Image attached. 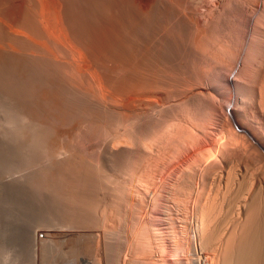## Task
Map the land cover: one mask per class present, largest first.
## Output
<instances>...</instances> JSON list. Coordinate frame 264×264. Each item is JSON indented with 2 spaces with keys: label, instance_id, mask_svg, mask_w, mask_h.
<instances>
[{
  "label": "bare ground",
  "instance_id": "1",
  "mask_svg": "<svg viewBox=\"0 0 264 264\" xmlns=\"http://www.w3.org/2000/svg\"><path fill=\"white\" fill-rule=\"evenodd\" d=\"M8 1L0 0L1 16L5 17L7 14L5 9H8ZM53 1L56 2L54 5L48 4L49 2L44 5L43 0H25L27 6L33 5L36 7L35 10L23 13L17 11V14L10 15L15 25L7 24L9 27L7 25L6 27L10 28L14 25L26 29L24 32L17 27L24 32L22 34L16 33L17 28H14L16 34L13 29V33H10L0 20V39L8 40L6 44H10L9 46L7 44L9 47L7 50L13 53L9 61L16 59L26 64L36 75L44 71L49 74L62 73L66 76L71 93L66 97L67 94L60 89L57 101H54L59 109L55 116L57 118L55 129L49 130L50 120L46 117L45 129H41L40 133H36L37 135H34L36 132L34 131L33 138L30 137L46 149L45 143L50 138V132L54 133L52 135H55L54 142L50 144L52 146L50 150L52 158L59 165L55 180L41 176L43 192L48 193L52 190L57 196L59 224L55 227L48 226L43 234L44 239L39 238L38 233L35 237L36 234L31 232V249L36 258H45L47 253L52 255L53 251L74 248L75 245L85 252L74 258L70 257L71 259L60 264H264V154L258 151L257 158L255 157L258 166L255 162V166H251L253 162L251 165L248 163L251 157L244 156L243 161V157L239 160L238 154L234 156L233 153L236 151H233L234 147L231 146L229 140L231 136L227 139L225 138L227 136L224 137L221 133L223 138H219L217 135H211V131L208 132L210 129L204 126L203 133L195 134L202 135L203 138L207 137V142L209 140L214 143L213 150L200 155L199 159L196 157L195 165L190 172L182 176V181H176V178L172 177L173 173H179L182 164L186 165L185 161L189 159L185 157L187 151L185 145L178 147L179 165L176 163L178 166L174 165L169 171L167 165L161 167L160 164L161 168L153 169L150 161H154L158 156L151 159L148 154L152 155V151L155 150L158 144L156 140L166 142L168 138L167 135L162 136L152 130L154 136L150 129L141 126V122L148 117L151 118L152 123L155 121L153 124L156 121L160 123V119L168 115L165 112L168 109L165 108L179 103L196 113L198 107L202 108L205 105L208 112L210 111L207 117L209 118L211 114L210 117L214 118V122L215 119L220 122V129L228 136L232 132V128L228 132L230 127H227L229 119H233L234 116L232 110H239L235 115L245 118L246 121L250 120L248 117L250 110L260 111L261 114L258 113L257 118L262 125L264 124V0H144V4L146 2L147 4L141 10H136L137 6L132 5V2L136 5V0H105V6L102 7L106 10L107 14H104L107 20L100 19L101 16L97 17V13H93L97 19L91 15L93 20L107 21L102 31L103 36L97 33L98 25L93 24L96 21L90 22L91 24H88V19L85 20L87 23L82 21L84 18L79 16L81 11L78 10L80 12L77 13V8L80 6L77 7V0L75 3L69 0ZM85 2L83 0V3ZM89 4L87 2L88 6ZM84 6L87 7L86 4ZM125 7H130L129 13L126 12ZM81 10L83 12V9ZM93 11L97 10L93 9ZM88 18L92 21L90 16ZM27 35L35 36L34 39L37 37L45 39L41 40L42 42H39L40 39L37 40L38 43L32 42L31 37ZM216 48L221 52L216 56H221L226 64V67L210 74L215 84L218 83V87L220 85L222 88L219 98L211 93L208 95L206 84L204 87L201 82L192 80L194 72L196 73L194 77L196 76L198 81L205 79L208 72H211L213 65L210 66V70L207 69L208 64L205 60L208 58L201 57L200 54H208L209 50L213 53ZM7 50L4 52H8ZM194 50L201 53L196 57ZM215 61L217 60L213 62ZM188 69H191V72L194 70L193 74L189 73ZM8 78L3 79L2 82L9 83ZM52 81L54 82V79ZM13 86L16 87L15 84ZM4 89L8 88L4 86ZM4 89L2 88V91ZM11 91L13 92L12 88ZM158 93L159 98L156 95ZM48 95L47 93L46 97H43L44 101L53 100L47 98ZM189 100L192 102L189 103ZM39 112L41 114V111ZM196 113L190 116L198 119L196 116L201 114L198 112L196 115ZM36 121L37 119L35 123H40ZM27 129L29 131L30 128ZM251 129L253 132L240 129L238 134H241L242 139L248 136L255 143V147L256 143L260 142L257 140L263 135L257 132L256 128ZM83 134L90 136L89 140L92 142H89V145L71 142V139L75 140L74 136L80 138ZM245 139L247 141L248 138ZM244 145L245 148V142ZM253 148L250 147V151H253ZM244 151L251 155L249 150L244 149ZM244 151L243 155H245ZM245 158L248 160L246 161ZM141 160L146 164L149 163L150 167L147 165L146 167L151 169L144 168L145 164H140ZM122 168L131 170L129 173L136 171L135 175L138 173V176H135L136 179L135 177L131 179L144 184L150 183L155 178L156 172L160 173L161 182L156 184L155 192L150 193L152 195L149 200L143 195L148 188L142 193V188L135 187L137 185L132 187L124 185L120 179L124 176H119ZM122 171L123 175L127 172ZM255 171L259 173L256 174ZM131 174L129 176L134 175ZM207 184L214 186L210 193L204 192ZM172 186L178 190L177 193L173 192L175 188L172 190ZM211 186L207 187L212 189ZM172 197L178 201L175 212H171L172 210L168 208V202ZM103 213L111 220V224H103L105 227L100 225L102 220L98 222ZM136 214L140 219L142 217L141 220L139 219L140 224L136 226L135 221L132 222L135 223L134 226L127 225L131 222L129 218L134 220ZM123 222L127 224L121 226Z\"/></svg>",
  "mask_w": 264,
  "mask_h": 264
},
{
  "label": "rangeland",
  "instance_id": "2",
  "mask_svg": "<svg viewBox=\"0 0 264 264\" xmlns=\"http://www.w3.org/2000/svg\"><path fill=\"white\" fill-rule=\"evenodd\" d=\"M41 1V0H40ZM47 1V2H46ZM53 1V0H52ZM56 1V0H55ZM69 1H72L73 3H75V1L76 0H69ZM92 1V0H91ZM138 1H139V3L141 2V4H139L138 3ZM12 2V3H11ZM20 2L22 3V4H20ZM49 2V3H48ZM84 2H85V0H84ZM87 2H88V4H89V2L90 1H86L85 3H83V0H77V13L78 12H80V14L81 13H84V14H82V15H80L79 13V16H80V18H81V16H82V18H84V19H82V21L83 22H85V23H87V21H88V24L91 22H93V21H96V20H93V16H94V14L93 13H97L96 15H97V17H99V16H101V17H99L100 19L102 18H105V20H107L106 18H107V16L105 15V14H107L106 13V10H105V8L104 7H102V6H105V0H97V1H92V2H90V4H89V6L91 7H89L88 5H87ZM93 2H96V3H93ZM17 3V4H16ZM26 5H25V4ZM47 3L48 4H51V3H53V4H51V5H54L55 3H54V1L53 2H51V0H43V4L44 5H47ZM57 3H58V1H57ZM92 3V4H91ZM136 5L134 4V2H132V5H134V6H137L136 7V10H138V9H144L145 7L144 6H146V4H147V2H146V4H144L145 2H144V0H136ZM86 4V8H84L85 5ZM96 4V5H95ZM102 4V5H101ZM17 5V6H16ZM22 5V6H21ZM93 5H94V7H93ZM138 5H142V6H138ZM14 6H16V7H14ZM23 6H24V8H23ZM50 6V5H49ZM82 6V7H81ZM14 7V8H13ZM26 7H28V8H26ZM51 7H53V6H51ZM67 8H68V10H69V6L67 5L66 6ZM89 7V8H88ZM96 7V8H95ZM140 7H142V8H140ZM5 8H6V5H5ZM7 8L9 9H5L6 10V15H5V17H4V15L3 16H1V14H0V16H1V21H2V23H3V25L5 26V29L6 30H8L10 33H13V31H12V29L14 30V28H17L18 26H16V27H14V23L11 21V19H10V15H15V14H17V11H18V13H23V12H26V11H34L35 10V6H33V5H29V6H27V3L25 2V0H9L8 1V3H7ZM20 8H21V10H20ZM70 8H71V6H70ZM102 8V9H101ZM130 7H125V10H126V12H130V10L131 9H129ZM15 9V10H14ZM81 9H83V12H82V10ZM84 9H87V10H85L84 11ZM89 9V10H88ZM93 9H95V10H97V11H93ZM103 9H104V11H103ZM127 9H129V10H127ZM9 11V13H8V11ZM78 10H80V11H78ZM99 10H101L100 12H99ZM13 11H14V13H13ZM20 11H22V12H20ZM88 11V12H87ZM92 12V13H91ZM105 13V14H104ZM89 14V16H90V18L92 19V21H90L89 20V16H86V15H88ZM137 14V13H136ZM138 14H141V13H138ZM87 17H85V16ZM91 15H93L92 17H91ZM104 15V16H103ZM106 16V17H105ZM141 16V15H140ZM97 17L96 16H94V19L96 18L97 19ZM86 19H88L87 21H85ZM99 19V20H100ZM99 20H97L95 23L93 22V24H97L98 26H97V33H98V35L99 36H103V34H104V32H102L104 29H105V25L104 24H106V22L107 21H105V22H103V20H100V22H99ZM7 22H10V23H7ZM90 23V24H91ZM7 24H9V25H11V24H14V25H12L13 27H11L10 26V28H8L9 26L7 25ZM6 25L8 26V27H6ZM103 26V28H101ZM98 27H99V30H98ZM18 28H21V27H18ZM17 28V32H16V29L14 30V33L16 32L17 34H22V33H24L25 32V30L26 29H20L21 31L23 30L24 32H21L19 29ZM101 28V29H100ZM10 29H11V31H10ZM99 31L101 32V33H99ZM19 32V33H18ZM15 33V34H16ZM28 36V35H27ZM29 38H30V40L32 41V42H37V40H39V42H42L41 40H44L45 38L43 37L42 39L41 38H39V37H37L36 39H34L35 38V36H31V35H29L28 36ZM3 40H1V44H0V83L2 82V80L3 79H7L8 77V79H10V81L9 80H7V81H9V83L8 82H2V86H0V87H2L3 89H4V86L6 87V88H8V89H6V90H8V91H6L5 89H4V91H2V88H0L1 90H0V264H55V263H58V264H60V263H63V262H65V261H68L69 259H71V258H74L75 256H78V255H81L83 252H85V250L84 249H80L79 248V244L81 243H79L78 245H76V246H78V247H75V245H74V248L72 247V248H66V249H64V250H62V251H53L52 253L54 254H52V255H50V253H47V258H46V256H44L45 258H43V257H41L40 259H37L36 258V255L33 253V251H32V249H31V240H30V234H32L31 232H34L36 235H35V237H37V233H38V237L39 238H42V239H44L45 237H43V234L45 233V229L49 226V227H55V226H57L58 224H59V213H58V206H57V196H56V194L52 191V190H50V192H48V193H46L45 191L43 192V185L41 186V180H42V178L44 177V178H47L48 177V179H51V178H53V179H51L52 181L53 180H55L56 178H57V175H55V173H56V170L59 168V165H58V163H56L55 162V160H54V158H52L53 156H52V154H51V150L50 149H52V143L54 142V136H52L54 133H51L50 132V138L48 139V142H46L45 144L47 145V147H46V149H43L42 148V145L40 144L39 145V143H37V142H35L33 139L31 140V138H33L32 136H33V133H34V131H36L35 133H34V135L36 134V133H40L41 132V129L43 130V128L45 129V127H44V120H45V118L47 117V119H49L50 120V125H49V130H51V129H55V127H56V122H57V118L55 117L56 115H57V113L59 112V109H58V105L57 104H55V102L54 101H57L56 99H57V95H59V91H60V89L62 90L61 92H63L64 94H67V95H65L66 97L67 96H70V88H68V81H67V79H66V76H64L62 73H60V72H57V73H51V74H49V72H47V71H44L43 73L42 72H40L38 75H36V73H33V71L31 70V68L29 67V66H27L26 64H24V63H22V62H19L18 60L16 61V59L14 60V63H13V60L12 61H9L10 60V57L11 56H13L12 54H11V52H10V50H7V48L9 49V44H8V46H7V44H6V42H8V40L7 39H4V38H2ZM38 43V42H37ZM1 45H3V46H1ZM51 46V45H50ZM5 49V50H4ZM211 49H214V48H211ZM8 51V52H4V51ZM217 50H219V51H217ZM197 50H194V55H196V57L198 56V54H200L201 52L199 51V52H196ZM211 51L212 50H209L208 52H210V53H208V54H204V53H201L200 55H201V57H206V58H208V59H210V60H208V59H206L205 61H206V63L208 64V65H206L208 68L207 69H211L210 68V66L212 67V65H213V68H212V70H211V72L209 71H207L208 72V74H207V76L209 77H207L206 76V78L205 79H203V80H199L198 81V79H197V77L195 76L194 77V75H196V73L194 72V70L191 72L189 69V73H191V74H193V72H194V74L192 75V80H193V82H201L200 84H202L203 86L206 84L207 85V87H206V85L204 86V87H206L207 88V91H208V95H210V93H211V95L213 94L215 97H220L219 95H220V93H221V90H222V88L220 87V85H219V87H218V83H216L215 84V82L211 79V73L212 74H214V73H216V72H218L219 70H221L222 68H224V66L226 67V64H225V60L223 61L222 60V58H221V56L220 57H217L218 55L217 54H219V52H220V49L219 48H216L215 49V51H213V53L215 54H213V53H211ZM218 53H217V52ZM8 53H9V55H8ZM221 53V52H220ZM7 55V56H6ZM11 55V56H10ZM203 55H205V56H203ZM212 55V56H211ZM217 55V56H216ZM222 55H224V54H222ZM226 55V54H225ZM4 56H5V58H4ZM214 56V57H213ZM8 57V58H7ZM215 57H217V58H215ZM12 58V57H11ZM221 59V61H220V59ZM213 59V60H212ZM219 59V60H218ZM214 60H217V61H215V62H219V63H221V64H219V63H215V62H213ZM207 61H209V62H207ZM6 62V63H5ZM16 62V63H15ZM18 62V63H17ZM209 63H211L210 65H209ZM215 63V64H214ZM223 63V64H222ZM221 65V66H220ZM3 67V68H2ZM8 67V68H7ZM30 68V69H29ZM221 68V69H220ZM217 69V70H216ZM219 69V70H218ZM20 72V73H19ZM45 72H47V73H45ZM214 72V73H213ZM19 74V75H18ZM28 74V75H27ZM29 74H30V76L32 77V79H31V77L29 76ZM42 74V75H41ZM47 75V76H46ZM51 75H52V77H51ZM54 75V76H53ZM42 76V77H41ZM50 76V77H49ZM56 76V77H55ZM4 77V78H3ZM30 77V78H29ZM59 77H60V79H59ZM65 79H64V78ZM43 79H45V80H43ZM54 79V82L52 81ZM58 79V80H57ZM16 80V81H15ZM26 80V81H25ZM36 80V81H35ZM40 80V81H39ZM48 80H50V81H48ZM60 80H61V82H60ZM66 80V81H65ZM5 81V80H4ZM47 81V82H46ZM52 81V82H51ZM203 81V82H202ZM210 81V82H209ZM13 82V83H12ZM29 82V83H28ZM42 82V83H41ZM57 82V83H56ZM208 82V83H207ZM8 83V84H7ZM20 83H22V84H20ZM39 83V84H38ZM52 83H54L53 85H51ZM66 83V84H65ZM4 84V85H3ZM12 84V85H11ZM13 84H15V86L16 87H14L13 86ZM49 84V85H48ZM64 84V85H63ZM209 84V85H208ZM9 87H8V86ZM28 85V86H27ZM29 85H31V86H29ZM44 85V86H43ZM50 85H51V88H50ZM59 87H58V86ZM14 88H13V87ZM26 86V87H25ZM34 86H35V88H34ZM43 86V87H42ZM49 86V87H48ZM60 86H62V88H60ZM66 86V87H65ZM28 87V88H27ZM53 87H55V88H53ZM11 88L13 89V92L11 91ZM19 88V89H18ZM49 88H50V90L52 91H50L49 90ZM59 88V89H58ZM64 88V89H63ZM216 88V89H215ZM217 88H219L218 90H217ZM221 88V89H220ZM16 89H17V91H16ZM27 89V90H26ZM33 89V90H32ZM43 89H45V90H43ZM56 89V90H55ZM32 90V91H31ZM43 90V91H42ZM55 90V91H54ZM220 90V91H219ZM16 91V92H15ZM20 91H21V93H20ZM39 91V92H38ZM49 91V92H48ZM68 91V92H67ZM10 94L9 96H8V93ZM19 93V95H18V93ZM28 92V93H27ZM33 92V93H32ZM37 92V93H36ZM43 94H42V93ZM50 95V93L52 94V95H48L47 96V98H50L52 101H50V100H48V101H44L43 100V97H46V94L47 93ZM58 94H57V93ZM65 92H67V93H65ZM7 93V94H6ZM11 93H14V94H16L15 96L14 95H12ZM30 93H31V95H30ZM33 94V95H32ZM55 94H56V96H55ZM64 94H63V96H64ZM29 95V96H28ZM37 95V96H36ZM54 95V96H53ZM156 95H158L157 96V98H159V93L158 94H156ZM217 95V96H216ZM41 96V97H40ZM51 96H53V97H51ZM3 97V98H2ZM11 97V98H10ZM8 98V99H7ZM33 98V99H32ZM4 99V100H3ZM21 99V100H20ZM26 101H25V100ZM41 99H42V101H41ZM55 99V100H54ZM4 101V103H3V101ZM23 100V101H22ZM38 101H40V102H38ZM197 101V100H196ZM202 101V100H201ZM8 104H6V103ZM29 104H28V103ZM39 104H38V103ZM54 102V103H53ZM187 102V101H186ZM189 103H191L190 102V100L188 101ZM187 102V103H188ZM233 102V101H232ZM46 103V104H45ZM52 105H51V104ZM186 103V104H187ZM188 103V104H189ZM198 103H200L199 102V100H198ZM4 104H6V105H4ZM31 104V105H30ZM185 104V105H186ZM34 105V106H33ZM41 105V106H40ZM55 105H56V107H55ZM178 105V106H177ZM182 104H175L173 107L171 106L170 108H165V109H168V110H165V112H166V115L167 116H164V117H162V119H163V121H162V119H160V123H159V121H158V123H157V121H156V123L155 124H153L152 122H151V118L150 117H148V118H146L145 120H143L142 122H141V126H143L144 128L146 127L147 129H150L151 131L153 130L155 133L157 132H159V134H162V136L163 135H167V138L168 139H166V142H163V141H160V140H156L157 142H158V144H157V146H155L156 148H154L155 150H153L152 152V155L151 154H148V156L152 159H154V158H156L157 156V160L156 159H154V161H150V158H149V160H148V162L150 161L151 163V168H155V169H158L159 167H160V164H162L161 165V167H163V166H165V165H167L168 166V168H169V171H170V169L172 170V168L174 167V165L175 166H178L179 164H178V157H177V152H178V147H181V146H183V145H185L184 147H185V150L187 149V151L185 152V157L186 158H189L188 160H186L185 161V163H186V165L185 164H182V171L180 170L179 171V173H173V175H172V177L174 178H176V181H178V180H181L182 181V176H185V175H187L189 172H190V169L192 168V166L194 167V161H195V159H196V157H197V159H199L200 158V155H203L205 152H208V151H211V150H213V148H214V143H211V142H209V140H208V142H207V137L205 138H203L202 137V135L201 136H197V135H199V133H203V127L204 126H206V128L209 130H207L208 132H210V134L211 135H217L219 138H223V136L222 135H224V137L225 136H227V137H225V138H227L228 139V137H230L231 136V138H229V140H230V142H231V146H233L234 148V150L233 151H236L235 153H233V154H235L234 156H236V154H238L237 155V157H239V160H242L243 159V161H244V156L246 157V158H249V157H251V158H249V160L248 159H246V161L248 160V163L251 165L252 164V162H253V164L251 165V166H255V164H257V166H258V163H256L255 161V159L257 158L256 156H257V153H258V151L259 152H261V153H263L264 154V124L262 125L261 124V122L258 120V118H257V114L258 115H260L261 114V112L259 111V112H255L253 109L252 110H250L249 112H251V113H249L248 114V117H249V121H246V119L245 118H243V117H237L236 115H235V113H237V112H239V110H237V111H233L232 110V113H233V119H229L230 120V122H229V125L227 126V127H230L229 129H228V132H230L229 130L231 129V131L233 132V130H234V133H232V135H231V133H229V136L227 135V133H225L222 129H220V127H221V125H220V122L218 123L217 122V120L215 119V122L213 121L214 120V118H212V117H210L211 116V114H210V116H209V118H211L210 120H208L209 118L207 117L208 116V114L210 113V111L208 112V110L205 108V105L204 106H202L203 104H200V106H202V110L198 107V112L201 114V115H197V113L196 112H193L192 110H188V108H185V107H187V106H185V107H183V105L181 106ZM32 106V107H31ZM48 106V107H47ZM8 107V108H7ZM34 107H36V108H34ZM40 107V108H39ZM42 107H45V108H42ZM32 108H34V109H32ZM38 108V109H37ZM41 108H42V110H41ZM25 109V110H24ZM36 109H37V111H36ZM46 109V110H45ZM53 109V110H52ZM205 109H206V111H205ZM31 110V111H30ZM48 110V111H47ZM50 110V111H49ZM174 110V111H173ZM177 110V111H176ZM205 112H204V111ZM4 111V112H3ZM24 111V112H23ZM33 111V112H32ZM35 111V112H34ZM39 111H41V114H40V112ZM58 111V112H57ZM188 113L187 115L184 113ZM14 112V113H13ZM48 112V113H47ZM169 112V113H168ZM191 112V113H190ZM202 112V113H201ZM17 113V114H16ZM31 113H32V115H31ZM34 113V114H33ZM194 113H196V118H198V119H194L195 117H191L190 115L192 114V116H194ZM14 114V115H13ZM43 114V115H42ZM48 114V115H47ZM52 114V115H51ZM183 114V115H182ZM252 114V115H251ZM22 115V116H21ZM29 117H28V116ZM39 117H38V116ZM51 115V116H50ZM189 115V116H188ZM203 115V116H202ZM20 116V117H19ZM178 116V117H177ZM186 116V117H185ZM188 116V117H187ZM254 116H255V118H254ZM39 119H41V120H39ZM50 117H53V118H55V119H50ZM180 117V118H179ZM190 117V118H189ZM230 117H232V116H230ZM236 117V118H235ZM15 118V119H14ZM202 118V119H201ZM25 119V120H24ZM29 119H32V121L31 120H29ZM37 119V121L36 122H40V123H35V120ZM24 120V121H23ZM43 120V121H42ZM181 120V121H180ZM185 120V121H184ZM193 120V121H192ZM195 120V121H194ZM236 122H235V121ZM26 121H28V122H26ZM172 121V122H171ZM198 121V122H197ZM233 121V122H232ZM244 121V122H243ZM246 121V122H245ZM13 122V123H12ZM30 122L32 123V124H30ZM53 122H55V123H53ZM170 122V123H169ZM186 122V123H185ZM197 122V123H196ZM251 122V123H250ZM259 122V123H258ZM15 123V124H14ZM29 124V127H28V124ZM199 123H201V124H199ZM215 123L217 124V125H215ZM250 123V124H249ZM17 124V125H16ZM20 124V125H19ZM25 124V125H24ZM142 124H144V125H142ZM150 124V125H149ZM152 124H153V126H152ZM162 124V125H161ZM170 126H169V125ZM187 124H188V126H187ZM39 125L40 126H42L41 128L39 127ZM54 125V126H53ZM174 125V126H173ZM181 125H183L182 127H181ZM233 125V126H232ZM250 125H252V126H250ZM32 128H31V127ZM150 127V128H148V127ZM155 126H156V129H155ZM161 126V127H160ZM220 126V127H219ZM258 126V127H257ZM21 127V128H20ZM22 127H24V128H22ZM51 127V128H50ZM179 127H180V129H179ZM190 127H191V129H190ZM252 127H254V128H256V131L258 132L259 131V133L261 134V135H263V136H261V139L259 138L258 140H257V142L258 141H260V142H258V143H256V145H255V147H254V144L255 143H253L251 140H250V138L247 136V137H245V138H248L247 139V141H246V139L245 138H241L240 137V135L238 134V133H240V129H243L244 128V130L245 131H247V132H253V131H251L252 129ZM14 128V129H13ZM27 128H30L29 129V131H28V129ZM35 128V129H34ZM40 128V129H39ZM159 128H160V130H159ZM212 128V129H211ZM238 128H239V130H238ZM31 129H33V130H31ZM37 129H39V131H37ZM173 129V130H172ZM183 129V130H182ZM214 129V130H213ZM258 129V130H257ZM22 130V131H21ZM156 130V131H155ZM185 130V131H184ZM33 131V132H32ZM84 132H86V130H83ZM82 131V132H83ZM152 131V133L151 134H153L154 136H155V133ZM193 131V132H192ZM202 131V132H201ZM220 131V132H219ZM6 132V133H5ZM12 132V133H11ZM24 134H23V133ZM28 132V133H27ZM30 132H32V133H30ZM52 132H53V130H52ZM192 132V133H191ZM198 132V133H197ZM186 133V134H185ZM191 134V135H189V134ZM197 135H196V134ZM219 133V134H218ZM221 133H222V135H221ZM225 133V134H224ZM263 133V134H262ZM18 134V135H17ZM26 134H28V135H26ZM32 134V135H31ZM87 134V133H86ZM86 134H83V135H81L80 136V138L78 137V136H74L75 137V140H74V138H73V140L71 139V142L73 143V144H77L78 142H79V145H89L90 143L89 142H92L91 140H89L90 139V136H88V135H86ZM192 134H194V135H192ZM234 134H235V137H234ZM31 135V136H30ZM37 135V134H36ZM85 135V136H84ZM177 135V136H176ZM220 135L222 136V137H220ZM26 136V137H25ZM86 136H88V137H86ZM179 136H180V138H179ZM194 136H196V137H194ZM236 136H237V138H236ZM239 136V137H238ZM28 137H29V139H28ZM31 137V138H30ZM81 137L83 138V139H81ZM188 137V138H187ZM200 137H201V139H200ZM84 138H86V139H84ZM184 138H185V140H184ZM239 138V139H238ZM15 139V140H14ZM177 139H179L180 140V142H179V140H177ZM206 140V141H204V140ZM263 139V140H262ZM51 140V141H50ZM88 140V141H87ZM193 140V141H192ZM232 140V141H231ZM234 140V141H233ZM238 140V141H237ZM250 140V141H249ZM29 141V142H28ZM85 141H86V143H85ZM177 141V142H176ZM24 142V143H23ZM35 142V144H33V143ZM83 142V143H82ZM153 142H155V141H153ZM156 142V143H157ZM173 142V143H172ZM182 142H185V143H182ZM232 142H236L235 144L237 145H235L234 143H232ZM240 142V143H239ZM244 142H245V144H246V147L244 148ZM247 142V143H246ZM248 142H249V144H248ZM6 143V144H5ZM10 143V144H9ZM31 143V144H30ZM81 143V144H80ZM161 143V144H160ZM165 143V144H164ZM182 143V144H181ZM194 143V144H193ZM15 144V145H14ZM29 144H30V146H29ZM38 144V145H37ZM51 144V145H50ZM160 144V145H159ZM174 144V145H173ZM208 144V145H207ZM210 144V145H209ZM253 144V145H252ZM19 145V146H18ZM34 145H36L37 147L35 148L34 147ZM48 145H49V147H48ZM194 145V146H193ZM206 145V146H205ZM235 145V146H234ZM242 145V146H241ZM244 145V146H243ZM258 145H259V149H258ZM262 145V146H261ZM18 146V147H17ZM29 146V147H28ZM32 146V147H31ZM41 146V148H39ZM193 146V147H192ZM247 146H248V148L249 149H247ZM207 147H209V148H207ZM211 147V148H210ZM242 149H241V148ZM250 147L251 148H253V151H254V149L256 150V151H250ZM257 147V148H256ZM13 148V149H12ZM19 148V149H18ZM25 148V149H24ZM31 148V149H30ZM32 148H33V150H32ZM48 148H49V150H48ZM158 148V149H157ZM44 150L43 151V153H42V151L41 150ZM167 149V150H166ZM193 149V150H192ZM237 149H238V151H237ZM244 149H246V151L247 150H249V152H250V154L251 155H248L245 151H244ZM262 149V150H261ZM46 150V151H45ZM163 150V151H162ZM241 150V151H240ZM252 150V149H251ZM261 150V151H260ZM21 151V152H20ZM23 151V152H22ZM49 151V152H48ZM162 151V152H161ZM243 151H244V154L245 155H243ZM44 152H47V153H44ZM187 152H189V153H187ZM239 152V153H238ZM242 152V153H241ZM256 152V153H255ZM13 153V154H12ZM20 153H22L21 155H19ZM35 155H34V154ZM253 153H255L254 155H253ZM27 154V155H26ZM41 154V155H40ZM42 154H44V155H42ZM241 154H242V156H241ZM248 156H247V155ZM14 155V156H13ZM24 155V156H23ZM28 155H29V157H28ZM32 155V156H31ZM151 155V156H150ZM155 155V156H154ZM17 156V157H16ZM20 156H21V158H20ZM35 156V157H34ZM39 156V157H38ZM254 156V157H253ZM11 157V158H10ZM49 157V158H48ZM171 159H170V158ZM174 157V158H173ZM180 157V156H179ZM241 157H243L242 159H240ZM256 157V158H255ZM27 158V159H26ZM37 158V159H36ZM185 158V159H186ZM43 159H45V161H46V164H45V161L43 160ZM250 159H253V160H251L250 161ZM23 160H25L24 162H23ZM28 160V161H27ZM32 160H33V162H32ZM35 160V161H34ZM158 160H160V161H158ZM166 160V161H165ZM174 160V161H173ZM41 161V162H40ZM158 162V164H159V166H158V164L156 165V162ZM173 161V162H172ZM178 161V162H177ZM193 161V162H192ZM242 161V162H243ZM3 162V163H2ZM155 162V163H154ZM242 162H240V163H242ZM254 162H255V164H254ZM26 163V164H25ZM39 163V164H38ZM178 165H177V164ZM50 164V165H49ZM54 164V165H53ZM140 164H145L144 166V168H146L147 170L148 169H151V168H148V167H150V166H148V164L149 163H147L146 164V162H143V160H141L140 161ZM149 164V165H150ZM165 164V165H164ZM260 164V163H259ZM5 165H7V166H5ZM17 165V166H16ZM28 167H27V166ZM46 165V166H45ZM146 165L148 166V167H146ZM172 167H171V166ZM184 165V166H183ZM23 166V167H22ZM32 166V167H31ZM35 166V167H34ZM50 166V167H49ZM57 166V167H56ZM27 167V168H26ZM45 167V168H44ZM138 167H141V166H138ZM160 167V168H161ZM14 168V169H13ZM20 168V169H19ZM49 168V169H48ZM52 168V169H51ZM53 168H54V170H53ZM29 170V172H28V170ZM33 169V170H32ZM44 169V170H43ZM48 169V170H47ZM51 169V170H50ZM141 169V168H140ZM187 169V170H186ZM23 170H25L26 171V173H24L25 171H23ZM122 170H124V172L125 171H127L128 173H129V171H131V170H125V169H123L122 168ZM121 170V173H120V177H122V176H124L123 177V179L122 178H120L122 181H123V183H124V185L126 184V185H129L130 187H132L133 185H137V186H135V187H138V189H141L142 191V193H143V191H146V189H147V191H149V192H144V196L145 197H147V199L149 200L150 199V196L155 192V188H156V184H159L161 181V179L159 178V174L160 173H158V172H156V175H155V180L153 179L150 183L148 182L147 184H144V183H139V182H137L136 180H134V179H136V177L135 176H138V173L135 175V173H136V171H135V173L134 172H130L129 174H127V172H125V174L123 175V171ZM16 171V172H15ZM31 171V172H30ZM50 171H52V172H50ZM3 172V173H2ZM37 172V173H36ZM41 172V174L39 175V173ZM184 172V173H183ZM22 173H23V175H22ZM46 174L45 176L43 175V174ZM131 173H133L134 175L133 176H129ZM182 173H183V175H182ZM255 173H256V171H255ZM257 173H259V172H257ZM256 173V174H257ZM12 174V175H11ZM19 174V175H18ZM37 174V175H36ZM49 174V175H48ZM53 174H54V176H53ZM185 174V175H184ZM255 174V175H256ZM8 175V176H7ZM17 175V176H16ZM38 176L39 178H35L36 176ZM127 175V176H126ZM132 175V174H131ZM33 176V177H32ZM41 176H43V177H41ZM53 176V177H52ZM156 176H158L157 178H156ZM180 176H181V178H180ZM257 176V175H256ZM26 179H25V178ZM27 177H30V178H33V179H30V178H27ZM56 177V178H55ZM128 177V178H127ZM131 177L132 178H134V179H131ZM8 178V179H7ZM11 178V179H10ZM36 180H35V179ZM126 179V181H125V179ZM158 178H159V180H158ZM180 178V179H179ZM20 179V180H19ZM47 179V180H48ZM130 181H129V180ZM23 180V181H22ZM27 180V181H26ZM30 180H31V182H30ZM33 180V181H32ZM134 182H133V181ZM11 181V182H10ZM36 181V182H35ZM156 181V182H155ZM164 181V180H163ZM19 182V183H18ZM23 182V183H22ZM159 182V183H158ZM29 183V184H28ZM34 183V184H33ZM154 183V184H153ZM32 184V185H31ZM140 184V185H139ZM142 184H143V186H142ZM151 184H152V186H151ZM17 185V186H16ZM149 187H148V186ZM38 186V187H37ZM139 186H140V188H139ZM147 186V187H146ZM153 187V188H151V187ZM207 186H211L210 184H207L206 185V187ZM2 187V188H1ZM155 187V188H154ZM204 187V192L206 191V192H208V193H210L213 189H214V186H211V187H213L212 189L209 187ZM4 188V189H3ZM9 188V189H8ZM17 188V189H16ZM41 188V189H40ZM175 188V186H172V190ZM20 189V190H19ZM145 189V190H144ZM151 189V190H150ZM152 189H154V190H152ZM19 190V191H18ZM177 189L175 188L174 189V191L173 192H176L177 193V191H176ZM208 190V191H207ZM210 190V191H209ZM14 191V192H13ZM41 191V192H40ZM13 192V193H12ZM19 193V194H18ZM44 193V194H43ZM52 193V194H51ZM150 193H152V194H150ZM33 194V195H32ZM146 194H148V195H146ZM35 195H37V196H35ZM42 195V196H41ZM56 196V197H55ZM27 197V198H26ZM48 197V198H47ZM149 197V198H148ZM22 198V199H21ZM41 198V199H40ZM51 198V199H50ZM11 199V200H10ZM171 199V198H170ZM51 200V201H50ZM174 200V202H172ZM11 201H13V202H11ZM55 203V204H54ZM169 204V209H170V211L171 212H175V209L177 208V203H178V201H175V198H173L172 197V199L168 202ZM3 204V205H2ZM53 204V205H52ZM175 205V206H174ZM15 206H17V207H15ZM49 206H51V207H49ZM57 207V208H56ZM109 207V206H108ZM173 208V209H172ZM4 209V210H3ZM30 209V210H29ZM45 209V210H44ZM52 209V210H51ZM54 209H56V210H54ZM12 212V213H11ZM13 214V215H12ZM54 214V215H53ZM36 216V217H35ZM48 216H50V217H48ZM56 216V217H55ZM58 216V217H57ZM136 216L137 217H135V219L137 218V220H133V218L131 219V218H129V221H131V222H128L129 224H127V222H125L127 225H131V226H134L135 225V223L133 224L132 222H135L136 221V226L137 225H139L140 224V222L141 221H139V217H138V214H136ZM10 217V218H9ZM48 217V218H47ZM102 217V218H101ZM13 219V220H12ZM47 219V220H46ZM54 219V222H52V220ZM100 220L98 221L99 223H100V221L102 220V222H101V226H104L105 227V225H109V224H111V220H110V218H106V216H104V213L103 214H101V216H100V218H99ZM141 219H142V217H141ZM140 219V220H141ZM12 220V221H11ZM33 220V221H32ZM49 220V221H48ZM133 220V221H132ZM44 221H46V222H44ZM128 221V220H127ZM138 221V222H137ZM107 222H108V224H107ZM124 223V222H123ZM121 224V226L123 225H126V224ZM133 225H132V224ZM138 223V224H137ZM9 224V225H8ZM31 224V225H30ZM43 224V225H42ZM56 224V225H55ZM103 224H105V225H103ZM11 225V226H10ZM36 225V226H35ZM15 227V228H14ZM36 228V229H35ZM4 229V230H3ZM27 232V233H26ZM29 232V233H28ZM25 234V235H24ZM27 234V235H26ZM5 235V236H4ZM29 235V236H28ZM4 241V242H3ZM8 243V244H7ZM12 243V244H11ZM84 243V242H83ZM83 243H81V244H83ZM5 244V245H4ZM87 244V243H86ZM81 246V245H80ZM78 248V249H77ZM81 251H80V250ZM68 250V251H67ZM84 250V251H83ZM58 252V253H57ZM72 253H74V254H72ZM68 254V255H67ZM70 254H72V255H70ZM50 255V256H49ZM57 255H59L58 257H59V259H58V257H57ZM71 257V258H70ZM52 258V259H51ZM66 258V259H65ZM45 259V260H44ZM61 259H65V260H61ZM55 262V263H54Z\"/></svg>",
  "mask_w": 264,
  "mask_h": 264
}]
</instances>
